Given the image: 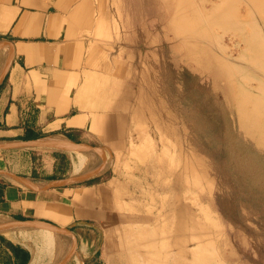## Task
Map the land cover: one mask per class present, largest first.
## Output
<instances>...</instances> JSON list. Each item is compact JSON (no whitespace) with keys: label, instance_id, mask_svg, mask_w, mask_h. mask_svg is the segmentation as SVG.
Returning a JSON list of instances; mask_svg holds the SVG:
<instances>
[{"label":"rangeland","instance_id":"1","mask_svg":"<svg viewBox=\"0 0 264 264\" xmlns=\"http://www.w3.org/2000/svg\"><path fill=\"white\" fill-rule=\"evenodd\" d=\"M90 1L102 30L110 34L103 55L107 76L99 88L118 114L113 123L126 133L122 148L115 150L120 176H108L97 194V218L89 227L94 241L77 235L82 259L73 264L87 259L88 264H117L119 250L112 239L125 236L127 227L141 228L139 235L153 242L144 247L146 255L167 260L170 203L176 202L191 219L190 233L201 232L210 258L206 264H264V147L252 139L255 121L246 123L250 135L239 132L236 76L218 65L205 71L192 62L170 28L174 0ZM192 1L204 16L218 2ZM238 12L251 21L243 7ZM208 30L206 50L219 48L231 61L249 57L246 43L230 28L216 22ZM257 85H249L252 92ZM178 180L184 193L177 200ZM142 191L155 202L141 200ZM178 237L186 243L193 239Z\"/></svg>","mask_w":264,"mask_h":264},{"label":"crops","instance_id":"2","mask_svg":"<svg viewBox=\"0 0 264 264\" xmlns=\"http://www.w3.org/2000/svg\"><path fill=\"white\" fill-rule=\"evenodd\" d=\"M93 10L90 0H0V264L47 259L49 229L94 241L97 194L120 176L126 130L99 88L110 34Z\"/></svg>","mask_w":264,"mask_h":264},{"label":"bare ground","instance_id":"3","mask_svg":"<svg viewBox=\"0 0 264 264\" xmlns=\"http://www.w3.org/2000/svg\"><path fill=\"white\" fill-rule=\"evenodd\" d=\"M217 1L210 10L209 16H204L202 9H194L192 0H174L176 13L170 28L179 43L181 42V45L186 48L187 55L196 66L199 65L205 71H209L212 66L218 65L225 70L227 75L234 74L236 76L238 83L235 94V114L238 119L239 132L241 134L247 132L250 135V132L245 128L246 123L255 121L258 130L252 139L264 147V0ZM242 7L245 9V13L250 16V22H247L239 14L238 10ZM216 22L230 28L234 31H232V34H238L242 38L250 50L249 57L238 56L231 61L227 60L228 58L223 59L219 48L206 50V42L210 36L208 25H214ZM252 82L258 83L255 92H252L249 87ZM178 181L177 200L184 193L181 186L182 180ZM139 197L144 201L155 202L150 194L143 191ZM130 198L132 199V197ZM133 202H135V199ZM170 204L167 206L170 205L171 211L168 217L171 225V228H169L171 237L165 246L168 245L171 253L169 252L170 255H168L167 260L162 254H158L153 258L148 254L146 255L143 252L144 247H152L153 242H148L139 235L141 228L127 227L124 230L125 236L112 239L113 245L119 250L117 264H206L210 260L203 252L204 246L202 244L204 241L201 232L194 231L190 233L192 231L190 229L191 219L186 217L184 208L181 205L178 206L177 202ZM134 208L137 209L136 206H133L132 209ZM156 224L159 225L158 220H156ZM32 234L36 235L34 231H32ZM183 234L190 235L193 239L186 243L184 239L178 237V235ZM41 238L48 244L46 249L47 259L35 254L32 264H69L72 261L79 262L82 259L76 250L79 238L74 237L72 239L69 237L66 240V238L62 239L61 237V239H55V235L50 229L43 231ZM192 242L199 245L194 247ZM71 248H74L72 253L74 257L65 260L69 255L67 252Z\"/></svg>","mask_w":264,"mask_h":264}]
</instances>
